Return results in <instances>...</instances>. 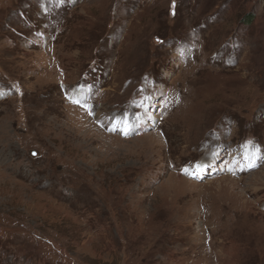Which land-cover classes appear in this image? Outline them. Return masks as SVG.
Returning a JSON list of instances; mask_svg holds the SVG:
<instances>
[{
	"label": "rangeland",
	"instance_id": "obj_1",
	"mask_svg": "<svg viewBox=\"0 0 264 264\" xmlns=\"http://www.w3.org/2000/svg\"><path fill=\"white\" fill-rule=\"evenodd\" d=\"M0 264H264V0H0Z\"/></svg>",
	"mask_w": 264,
	"mask_h": 264
},
{
	"label": "snow or ice",
	"instance_id": "obj_2",
	"mask_svg": "<svg viewBox=\"0 0 264 264\" xmlns=\"http://www.w3.org/2000/svg\"><path fill=\"white\" fill-rule=\"evenodd\" d=\"M69 99L71 100V102L73 104H76V105H79L81 107H84L87 111H89V114H91V110H90L89 106L86 103L82 102L80 99H76V98H73V97H69ZM125 134H127V129H125ZM33 155H36V153H33Z\"/></svg>",
	"mask_w": 264,
	"mask_h": 264
},
{
	"label": "trees",
	"instance_id": "obj_3",
	"mask_svg": "<svg viewBox=\"0 0 264 264\" xmlns=\"http://www.w3.org/2000/svg\"><path fill=\"white\" fill-rule=\"evenodd\" d=\"M247 19V18H246Z\"/></svg>",
	"mask_w": 264,
	"mask_h": 264
}]
</instances>
